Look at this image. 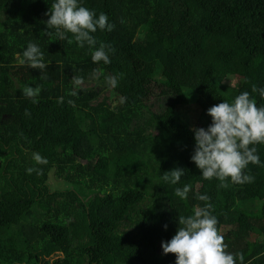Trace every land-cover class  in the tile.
Listing matches in <instances>:
<instances>
[{"label": "trees", "instance_id": "16d2710c", "mask_svg": "<svg viewBox=\"0 0 264 264\" xmlns=\"http://www.w3.org/2000/svg\"><path fill=\"white\" fill-rule=\"evenodd\" d=\"M52 2L0 0V264H175L161 241L205 204L235 264H264V143L248 183L220 187L190 160L208 107L241 91L264 105L251 91L264 87V0H80L114 25L91 34L111 48L108 64L55 40ZM29 41L43 71L17 63ZM24 85L40 86L37 103ZM174 167L184 175L165 183Z\"/></svg>", "mask_w": 264, "mask_h": 264}, {"label": "clouds", "instance_id": "9594fccd", "mask_svg": "<svg viewBox=\"0 0 264 264\" xmlns=\"http://www.w3.org/2000/svg\"><path fill=\"white\" fill-rule=\"evenodd\" d=\"M48 19L45 21L48 29L54 30L55 40H66L72 43L74 40L79 47L85 44L91 50L93 63H110L109 53L111 48L104 42L97 46L96 38L91 35L99 30L111 31L114 25L108 20L104 12L96 13L94 9L82 5L80 0H53L50 8L45 13ZM71 33L69 38L66 34ZM17 63L27 65L32 69L43 71L46 67L44 53L39 45L29 41L24 48ZM93 78L96 73L93 71ZM105 82L110 87H116L117 76H106ZM79 84L80 79L75 78ZM253 93L258 92L264 99V87L252 86ZM40 86L24 85L21 94L31 103L38 102ZM59 102V98H58ZM211 122L206 127H193L194 145L190 160L200 170V176L204 179L216 178L220 181V187H226L225 180L232 183H248L252 177L242 172L251 162L259 164V155L255 145L264 143V105L257 106L254 97L248 91H241L231 100H222L206 109ZM25 115H30L25 110ZM249 145H253L249 147ZM32 160L36 164H46L47 159L38 152L32 153ZM27 173L39 169L27 168ZM184 175V169L174 167L165 172L161 179L165 183L176 185ZM190 191V186L174 189L175 196L184 200ZM196 198L200 201H208L206 194H199ZM210 204L197 207L191 215L179 218V225L169 240L161 241L162 252L174 253L175 264H235L234 255L225 251L223 236L216 228L217 219L208 209ZM167 228V225H163Z\"/></svg>", "mask_w": 264, "mask_h": 264}, {"label": "rangeland", "instance_id": "374dc122", "mask_svg": "<svg viewBox=\"0 0 264 264\" xmlns=\"http://www.w3.org/2000/svg\"><path fill=\"white\" fill-rule=\"evenodd\" d=\"M3 18V15H0V19ZM230 81L234 82L235 81V78L234 77H231L229 78ZM51 187H61V185H57V182L56 181H50L49 182ZM79 191V190H78ZM83 196H86L88 195V192L87 193H83L82 191H79Z\"/></svg>", "mask_w": 264, "mask_h": 264}]
</instances>
